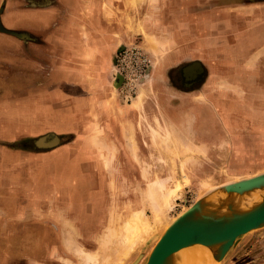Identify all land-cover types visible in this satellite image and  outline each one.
<instances>
[{
	"label": "crops",
	"instance_id": "crops-1",
	"mask_svg": "<svg viewBox=\"0 0 264 264\" xmlns=\"http://www.w3.org/2000/svg\"><path fill=\"white\" fill-rule=\"evenodd\" d=\"M2 1L0 37L11 40V45L0 41V76L26 75L31 80L24 86L27 99L20 101L13 97L2 100L5 86L9 90L13 87L0 83V158L1 153L13 152L37 160L53 153L60 158L64 154L67 158H87L79 170L98 178L103 186L98 188V182L97 189L105 188L107 178L101 180L100 176L114 173L116 158H131L125 149L130 135L135 132L133 140L140 141L141 127L146 135L147 125H161L160 120L150 119L151 113L156 115L160 109V93L172 96L199 88L195 84L201 86L210 76L209 58L221 61L226 45H234L259 24L264 29V0H159L154 7L159 19L154 15L153 21L155 28L167 33L168 47L160 59L171 63L173 71L179 68L182 86L158 85V71L152 67L141 99L124 102L114 86V58L120 48L129 45L135 32L149 31L143 12L139 26L131 28V33L129 13L127 17L121 9H100L97 0L92 1L94 9H81L79 0H72L77 2L74 9L59 6L57 0H22L27 3L23 7L18 0H0V8ZM45 11L47 14L38 18V13ZM22 15L39 20L40 24L33 26L43 29L21 26L19 21L28 20H20ZM54 30L53 39L48 41ZM263 35L260 46L264 45ZM182 63L185 65L179 67ZM190 66L194 68L188 70ZM51 92L58 93L61 107L57 102L45 106ZM60 110L61 119L48 117ZM17 116L25 117L20 129L14 123ZM51 127L55 131H49ZM25 161L24 168L15 164L12 180L0 187V264H70L82 245L106 227L92 222L93 227L83 230L74 214L65 213L64 209L73 211L75 203L62 199L55 176H48V183L40 189L31 174L37 169H29ZM40 170L48 171L49 167ZM104 194L101 206L109 204L110 198ZM87 202V208L98 206L97 201ZM94 211L97 218L99 213ZM34 222L45 224V241L33 247L16 240L21 234L17 227ZM9 238L13 239L10 244Z\"/></svg>",
	"mask_w": 264,
	"mask_h": 264
},
{
	"label": "rangeland",
	"instance_id": "rangeland-1",
	"mask_svg": "<svg viewBox=\"0 0 264 264\" xmlns=\"http://www.w3.org/2000/svg\"><path fill=\"white\" fill-rule=\"evenodd\" d=\"M92 1L79 0V6L81 9H94L96 4ZM97 1L100 9H121L120 13L124 11L127 17L129 13L130 19L127 25L130 29L139 26L138 18L143 12L146 27L149 28L146 34L143 30L135 34L136 32H132L131 29L134 36L131 37L129 45L123 47L138 46L147 56L149 65L144 77L136 82L134 94L129 99L123 97L119 91L122 100L130 102L141 99L142 86L152 67L158 71L156 77L158 85L181 87L183 81L179 76V68L173 71L171 63L165 64L160 59L162 54L166 53L165 48L168 47L165 37L167 33L155 28L153 21L154 15L159 17L157 9H154L158 6L159 0ZM55 2L62 7L71 9L77 7V2L72 0ZM26 4L18 0L19 6L23 7ZM3 6L4 2L0 9ZM44 14H47L46 11L38 13V18ZM20 20H24L19 21L21 26H28L36 31L43 29L33 26L36 23L40 24L39 20H29L28 16L24 15ZM55 31L48 36V41L53 39ZM229 32L230 30H227V33ZM262 34H264L263 24L262 26L259 24L249 30V33L240 39L241 41L238 40L234 45H226L223 54L220 55L221 61L214 60L213 57L209 58L211 61L207 66L210 76L203 79L204 83L201 86L195 84L199 88L194 91L187 94L178 92L172 96L160 93L163 99L160 109H157L156 115L151 113L150 119H156V123L160 120L161 125L158 124L159 122L156 127L149 128L147 125L146 135L143 132L144 127H141L142 132L139 137L143 140L140 141L133 140L135 132L130 135L129 142H125L129 147L125 146V149L132 154L131 158H116L114 173L107 174L106 177L100 176L101 180L107 178L104 189H97L98 178L79 170L80 164L87 158H67L65 154L60 158L53 153L37 160V157L26 159L14 152L1 153L0 187H4V184L12 180L15 164L18 163L20 168H24L22 165L25 160L29 169H37L31 174H34V179L37 181L35 185L40 189H44L48 183V176H55L56 186L61 191L62 199L68 198L75 203L71 205L73 211L68 208V210L64 209L65 213L74 214L83 230L93 227L92 222L106 227L97 237L92 236L88 242L83 243V249L73 255L70 264H85L82 255L90 258L92 264H101L119 255V251L124 247L126 230H121V224L131 218L134 211H138L142 222H152L154 216L158 214L160 218L166 216L167 219L172 220L210 190L224 183L263 172L264 45L260 46ZM0 41L10 44L11 40L0 37ZM164 65H166L165 69L162 68ZM182 65L185 63L179 67ZM6 76L5 74L0 76V83L12 84L13 89L9 90L5 86L2 100L8 101L10 97L16 98V101L26 100L24 86L30 82L31 77L17 74ZM57 78L61 79V73L57 74ZM119 87L116 89L119 90ZM13 90L17 92L13 93ZM48 101L46 104L44 101L45 106L57 102L61 107V98L57 92H51ZM48 117L61 119V110L51 112ZM23 122L25 117H15L14 123L17 124L18 129ZM37 128L34 127V132L38 130ZM49 131L55 130L51 127ZM125 165H128L129 170L125 169ZM43 167H49V172L41 171L40 168ZM52 168H55V171H52ZM99 183L98 188L103 186L101 182ZM32 185L34 184L29 186ZM104 193L108 194L110 200L108 205L101 206ZM89 200L97 201L98 206L95 208L94 204L93 206L90 204L87 208L86 202ZM111 204L113 205L110 206ZM94 210L99 213L97 218ZM44 225L37 222L20 224L17 228L20 229L21 234H18L16 240L31 243L33 247L38 246L45 241L42 233ZM12 240L9 238L8 244ZM145 240L146 244L122 258V264L145 263L156 239L150 236ZM2 245L3 243H0V248ZM120 263L121 261L118 264ZM217 264H264V227L240 238L237 245Z\"/></svg>",
	"mask_w": 264,
	"mask_h": 264
},
{
	"label": "water",
	"instance_id": "water-1",
	"mask_svg": "<svg viewBox=\"0 0 264 264\" xmlns=\"http://www.w3.org/2000/svg\"><path fill=\"white\" fill-rule=\"evenodd\" d=\"M194 66L187 67L188 70ZM122 77L115 76V88ZM256 189L264 191V171L216 187L197 199L169 225L152 247L144 264H169V257L183 248L203 245L213 251L220 262L246 234L264 227V197L252 209L239 212L232 204L231 193L243 195ZM212 192L223 196L218 205L209 204Z\"/></svg>",
	"mask_w": 264,
	"mask_h": 264
},
{
	"label": "bare ground",
	"instance_id": "bare-ground-1",
	"mask_svg": "<svg viewBox=\"0 0 264 264\" xmlns=\"http://www.w3.org/2000/svg\"><path fill=\"white\" fill-rule=\"evenodd\" d=\"M230 200L234 207L239 212H245L259 203L262 202L264 197V191L256 189L252 192L238 195L236 193L230 194ZM223 196H220L217 192H212L208 197L209 204L215 203L213 205H218L219 201ZM154 200V199H153ZM168 206V205H167ZM166 206V207H167ZM188 208H185L179 213L181 215ZM136 213V214H134ZM134 215L132 214L131 218H128L124 223L121 224V230L125 229V245L119 251V255L113 256L111 259H107L101 264H118L120 261L123 263V257H127L131 251L137 249L139 246H143L146 238L152 236L153 239H156V243L166 231V229L171 225L173 221L177 218L174 217L172 220L167 219L166 216L158 217V215L154 216L153 221L151 222H142L138 211H134ZM164 214V213H163ZM178 215V216H179ZM165 227V228H164ZM145 240V241H144ZM135 243V245H134ZM155 243V244H156ZM154 244V245H155ZM153 245V246H154ZM142 254V253H141ZM119 257V258H118ZM85 264H92L90 258L82 255ZM108 258V257H107ZM110 258V257H109ZM169 264H217L218 262L213 259V251L209 247H205L203 245H193L186 248L181 249L180 251L174 253L171 257L168 258ZM116 261V262H115Z\"/></svg>",
	"mask_w": 264,
	"mask_h": 264
},
{
	"label": "built area",
	"instance_id": "built-area-1",
	"mask_svg": "<svg viewBox=\"0 0 264 264\" xmlns=\"http://www.w3.org/2000/svg\"><path fill=\"white\" fill-rule=\"evenodd\" d=\"M114 65L116 74L122 77L120 94L129 99L134 94L136 82L144 77L149 60L138 46H130L117 52Z\"/></svg>",
	"mask_w": 264,
	"mask_h": 264
},
{
	"label": "flooded vegetation",
	"instance_id": "flooded-vegetation-1",
	"mask_svg": "<svg viewBox=\"0 0 264 264\" xmlns=\"http://www.w3.org/2000/svg\"><path fill=\"white\" fill-rule=\"evenodd\" d=\"M118 51H119V50H118ZM118 51H117V52H118Z\"/></svg>",
	"mask_w": 264,
	"mask_h": 264
}]
</instances>
